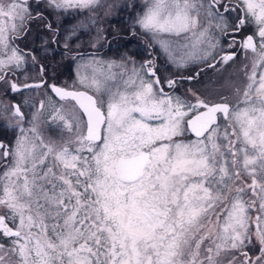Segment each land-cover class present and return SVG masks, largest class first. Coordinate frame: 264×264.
<instances>
[{"label":"snow or ice","instance_id":"obj_1","mask_svg":"<svg viewBox=\"0 0 264 264\" xmlns=\"http://www.w3.org/2000/svg\"><path fill=\"white\" fill-rule=\"evenodd\" d=\"M35 19L45 17L30 0H0V87L58 97L47 123L61 138L39 131L45 100L29 128L21 105L0 104V120L20 131L0 142V264H264V0H143L134 25L149 47L177 68L204 67L178 80L158 74L155 59L77 52L84 90L50 83L51 65L39 66L38 82L10 79L29 55L16 41ZM46 26L58 44L60 30ZM86 28L66 29L64 48ZM238 58L231 99L179 91L180 80Z\"/></svg>","mask_w":264,"mask_h":264},{"label":"flooded vegetation","instance_id":"obj_2","mask_svg":"<svg viewBox=\"0 0 264 264\" xmlns=\"http://www.w3.org/2000/svg\"><path fill=\"white\" fill-rule=\"evenodd\" d=\"M35 12H42L45 20L35 19L29 24V31L19 40L16 41L18 46L23 49L25 52L29 53L31 56H34V51L29 48L28 39L35 37L37 39V44L44 43V36L50 35L53 36V33L47 28V24L51 23L53 29H59L60 33L64 31V26L66 29L70 28L72 25L79 22H84L87 25L88 21H91V24L88 25V29H81L77 32V35L80 37L79 40H74L72 42L73 51L69 52L65 49L67 54V59L69 60V80L67 82L68 86L64 81L60 79H55L49 81L50 83H56L61 87H75L79 90H84L82 86L79 85L77 81L76 69L77 64L80 61H74L73 56L79 53H95L96 57L101 60H117L119 61L122 56L127 55L128 57L133 58L137 64L143 62L144 60L155 59L156 64L159 67L158 74L171 76L176 79L180 77H187L193 75L199 68H203L204 65H189L187 68H177L176 66L167 63L166 58L160 51L158 45H153L151 48L149 44L152 43L150 37L146 35L143 31H130V32H120V31H104V22H99V16L96 13L91 12L88 14H80L79 12H70L68 17L60 18L59 13L50 8L46 7V0H30ZM104 5V0H102ZM95 11H104V7L98 8ZM94 21V22H93ZM65 29V30H66ZM48 30V32H46ZM62 30V32H61ZM83 33V34H81ZM135 33V35H133ZM66 35V31L62 34ZM88 39V47L82 48L81 39ZM93 44L95 46L93 47ZM76 45H79V48H76ZM102 45V46H101ZM131 46V47H130ZM130 47L127 50L130 52L124 53V48ZM123 50V51H122ZM242 59L238 58L235 63H231L228 66H225L222 71L216 69H205L195 81L180 80L179 91L183 92L185 89L191 88L199 92H203L205 89H209L213 92V99L218 98L215 93L219 92L225 96H228L230 99L231 92L229 89V84L232 79L235 78L236 68ZM40 66L39 64L28 65L27 59L26 62L22 65L20 69L14 70V76L10 79H15L18 83H34L38 82V74H36V67ZM27 77L28 79H25ZM43 88L37 90L36 94H20L18 96H12L9 91L7 94L4 89L0 87V104H19L21 105L22 111L25 113L26 121L23 125L24 128H29L31 125L27 121L31 120V113L36 111V108L39 107L40 101L45 100L46 106L43 110V113L40 117V127L39 131L47 139L51 138L60 142L61 133L55 128V126L47 123L50 117L47 116L46 110L52 111L53 107H59L60 102L59 98L56 97L53 93L45 92ZM52 98L53 102H47L48 97ZM19 99V100H18ZM25 100L29 103L25 104ZM30 105H35L32 107ZM67 106H70L67 105ZM20 134L19 128L14 127V124H9L4 120H0V142L4 144H13L16 140V137ZM3 170L2 164H0V171Z\"/></svg>","mask_w":264,"mask_h":264},{"label":"trees","instance_id":"obj_3","mask_svg":"<svg viewBox=\"0 0 264 264\" xmlns=\"http://www.w3.org/2000/svg\"><path fill=\"white\" fill-rule=\"evenodd\" d=\"M143 9V0H104V11H95L96 15H98L99 22H104V31H120V32H130L134 31H143L138 26L134 25V20L137 13L141 12ZM59 13L60 18L68 17L69 13ZM80 14H88L90 15L91 12L85 10L79 12ZM91 24V21L87 22L88 25ZM67 27L64 26V31ZM86 30H89L86 28ZM62 32V34L64 33ZM48 32V30H46ZM60 36V42L52 43V37L50 35L44 36L43 40L44 43L37 44V39L35 37L29 38V48L34 51V56L36 57V61L33 62L31 60V55H28L27 63L28 65H35V64H43V65H51L55 67V75L56 79H62L63 77H69V60L67 59V54L64 48V40L63 36ZM82 44L81 47L85 48L88 47V39H81ZM131 47V46H130ZM130 47L124 48V53L130 52L133 54L131 50H127ZM123 51V50H122ZM39 72V67H36V74ZM37 90H24L20 93H12V96H18L22 94H36ZM19 100V99H18ZM2 171V169H1Z\"/></svg>","mask_w":264,"mask_h":264},{"label":"rangeland","instance_id":"obj_4","mask_svg":"<svg viewBox=\"0 0 264 264\" xmlns=\"http://www.w3.org/2000/svg\"><path fill=\"white\" fill-rule=\"evenodd\" d=\"M68 80H69V77H68V78L63 77L60 81H61V82L64 81V83H66V86H68V84H67ZM42 92H43L44 94H47V93L45 92V90H42ZM46 113H47V116L50 117L51 114H52V111L46 110ZM252 255H256V253L253 252Z\"/></svg>","mask_w":264,"mask_h":264}]
</instances>
